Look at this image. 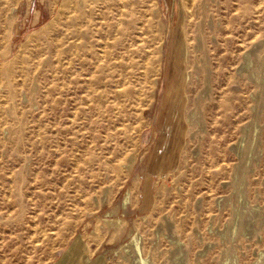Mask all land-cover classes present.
I'll return each mask as SVG.
<instances>
[{
	"label": "rangeland",
	"instance_id": "rangeland-1",
	"mask_svg": "<svg viewBox=\"0 0 264 264\" xmlns=\"http://www.w3.org/2000/svg\"><path fill=\"white\" fill-rule=\"evenodd\" d=\"M202 6L0 0V264H264V0Z\"/></svg>",
	"mask_w": 264,
	"mask_h": 264
},
{
	"label": "crops",
	"instance_id": "crops-1",
	"mask_svg": "<svg viewBox=\"0 0 264 264\" xmlns=\"http://www.w3.org/2000/svg\"><path fill=\"white\" fill-rule=\"evenodd\" d=\"M177 142L172 145V151L168 153L166 156H160L158 160H148L145 164L144 167L141 169V174L142 178L145 181V184L147 183V180L149 177L154 174L160 167H170L171 165L173 166L174 164V157L176 155V144Z\"/></svg>",
	"mask_w": 264,
	"mask_h": 264
},
{
	"label": "bare ground",
	"instance_id": "bare-ground-1",
	"mask_svg": "<svg viewBox=\"0 0 264 264\" xmlns=\"http://www.w3.org/2000/svg\"><path fill=\"white\" fill-rule=\"evenodd\" d=\"M207 1L208 0H185V5L186 6H188L189 3H191L194 6V11L196 13L198 22H201L200 26L198 27V29L201 27L202 19H203L204 15H205V12H207L206 8L203 7L202 5H203V2L206 3ZM136 246H137L138 251L141 252V248L139 247V245H136ZM141 261H142L143 264L145 263V260L141 259Z\"/></svg>",
	"mask_w": 264,
	"mask_h": 264
}]
</instances>
